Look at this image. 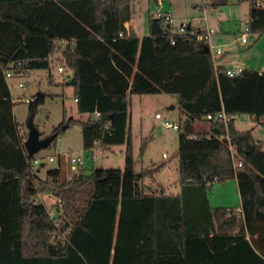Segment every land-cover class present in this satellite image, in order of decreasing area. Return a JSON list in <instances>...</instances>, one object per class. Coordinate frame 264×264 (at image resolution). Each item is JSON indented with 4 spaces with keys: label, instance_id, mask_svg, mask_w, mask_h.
Instances as JSON below:
<instances>
[{
    "label": "trees",
    "instance_id": "1",
    "mask_svg": "<svg viewBox=\"0 0 264 264\" xmlns=\"http://www.w3.org/2000/svg\"><path fill=\"white\" fill-rule=\"evenodd\" d=\"M140 1L0 0V264H264V140L236 127L239 117L264 120V71L230 77L203 51L209 45L197 37L205 31L172 33L156 15L148 35L132 36ZM248 1L256 43L264 36V0ZM56 60L61 85L73 88L88 118L64 121L52 144L63 126L78 123L85 150L125 144L124 169H82L69 178L59 165L45 179L37 175L7 75L46 70L54 84ZM156 94L176 96L186 117L178 194L154 189L135 170L130 99ZM47 97L34 96L29 116ZM221 112L227 122L207 119ZM196 123L208 127L195 132ZM232 179L240 204L212 207L209 192ZM47 191L57 199V218L41 199Z\"/></svg>",
    "mask_w": 264,
    "mask_h": 264
},
{
    "label": "rangeland",
    "instance_id": "2",
    "mask_svg": "<svg viewBox=\"0 0 264 264\" xmlns=\"http://www.w3.org/2000/svg\"><path fill=\"white\" fill-rule=\"evenodd\" d=\"M220 2L221 5L217 9L207 7L210 12L207 21H204L202 9L204 0H161L159 3L157 0H142L135 4L134 21L137 34L138 36L148 35L151 15L172 12L175 24L187 21L203 31L207 27L214 29L212 43L215 49L223 52L217 60L218 66L222 62L236 63L240 58L239 53H246V58L252 57L257 61L255 70L263 72L264 58L261 57H264V41L261 42V40L264 36L255 43L257 36L245 33L249 21V1L220 0ZM244 34H246V43L243 42ZM218 39L223 41L216 42ZM226 43L231 45H225ZM246 60L242 61L249 66ZM58 68L59 61L56 60L51 66L54 84H50L49 71L46 70L30 71L28 75L11 74L8 77L15 104L14 115L22 135L29 134V104L25 102V99L34 98L39 92H44L48 96L34 118L42 138L51 135L64 121L88 118V115L78 112L73 88L61 85L63 72H60ZM20 84L25 85V88H20ZM129 111L136 172L145 173L144 183L158 191L163 188L168 194L180 193L179 135L184 130L186 117L179 107L177 97L169 94L133 95L130 99ZM157 114L161 117L157 118ZM165 121L179 125L180 130L165 128L163 126ZM236 125L238 130H252L258 140H264V123L257 124L249 116H243L237 119ZM207 127L205 123H198L195 132L206 130ZM125 150V144L112 146L110 150H105L98 145L90 151L85 150L81 126L78 123H72L51 147L35 155L34 166L41 179H45L47 172L59 165L69 178L80 174L82 169L86 175H90L94 168L124 169ZM51 157L53 161H50ZM78 157L82 162L72 165L71 159ZM41 199L51 215L57 218L60 213L55 207L57 199L52 192H45L41 195ZM209 200L212 207H237L240 203V195L236 180H229L225 184L216 183L214 190L209 192ZM123 237L127 238L126 233Z\"/></svg>",
    "mask_w": 264,
    "mask_h": 264
},
{
    "label": "built area",
    "instance_id": "3",
    "mask_svg": "<svg viewBox=\"0 0 264 264\" xmlns=\"http://www.w3.org/2000/svg\"><path fill=\"white\" fill-rule=\"evenodd\" d=\"M207 4H209V1L208 0H204V6L202 7L203 8V11H204V16H203V20L207 21V18H208V14L210 12L209 8H207ZM158 18H164L165 21L167 23H169L171 25V32L172 33H176V34H185L189 31H191L192 28H194V26H192L191 23H188L187 21H182L180 22L179 24H175V20L172 18L171 15L167 14V13H158L156 15ZM196 32L193 31L192 34H195ZM215 33L214 29L213 28H210V27H207V29L205 30V32L203 34H200L198 35L197 39L198 40H206L208 45H209V49H210V52L212 54V58H213V61L215 63V66H218L217 64V60L219 58V56H221L223 54V52L220 50V49H215L213 43H212V36L213 34ZM245 33L247 34L248 33V27L247 29L245 30ZM246 34H244L243 36V42H247V39H246ZM62 45H65L67 44V41L64 40L61 42ZM58 70L60 72H63V68L62 67H59ZM244 70V68L240 65H235L234 67H231L227 70V74L230 76V77H234L236 75H239L242 71ZM8 77L11 76V74H8L7 75ZM20 88H25V85L23 84H20L19 85ZM33 101V98H30V99H25V102L26 103H30ZM77 102V100H75ZM99 114H96L95 117H98ZM157 118H160L161 116L159 114L156 115ZM207 119L209 120H212V119H216V120H223L225 122H227L230 117L228 115H226L225 112H221L219 113L218 115L216 116H211L209 115L207 117ZM163 126L165 128H172L174 130H179V125L177 124H173V123H170V122H167L165 121ZM50 161H53V158L51 157L50 158ZM82 162L81 158H73L71 159V164H80ZM242 165V162H238L236 163V166H241Z\"/></svg>",
    "mask_w": 264,
    "mask_h": 264
},
{
    "label": "water",
    "instance_id": "4",
    "mask_svg": "<svg viewBox=\"0 0 264 264\" xmlns=\"http://www.w3.org/2000/svg\"><path fill=\"white\" fill-rule=\"evenodd\" d=\"M132 36H135V32L132 31ZM205 53L210 51L209 46L203 48ZM29 134L24 142L25 149L30 157L35 156L38 152L43 149H47L53 142L55 134H51L48 137L42 138V133L36 127L34 123V118L29 117L28 120ZM67 126H63V130H66Z\"/></svg>",
    "mask_w": 264,
    "mask_h": 264
},
{
    "label": "crops",
    "instance_id": "5",
    "mask_svg": "<svg viewBox=\"0 0 264 264\" xmlns=\"http://www.w3.org/2000/svg\"><path fill=\"white\" fill-rule=\"evenodd\" d=\"M158 1V3L161 1V0H157ZM165 13H167V14H169V15H171L172 16V18L174 19V14L172 13V12H165ZM192 24V23H191ZM192 26H194L193 24H192ZM131 27H132V31H134L135 32V35H137L138 36V34H137V29H136V24H135V21H132V23H131ZM195 27V26H194ZM144 36H146V35H144ZM139 37H143L142 35L140 36L139 35ZM221 41H223V39L222 40H220V39H218V40H216V42H221ZM264 41V38L261 40V42H263ZM260 42V43H261ZM214 45V44H213ZM225 45H231V43H226ZM262 51V50H261ZM263 52V51H262ZM250 54V53H249ZM239 55H240V58L238 59V61L236 62V63H233V62H227V63H221L219 66L220 67H225V68H231V67H234V64L235 65H240V66H242L244 69H247V68H251V69H253L254 67H256V63H257V61L256 60H253V58L252 57H250V58H248V56H247V58H246V53H239ZM243 56H245V57H243ZM261 58H264V57H261ZM247 59V60H246ZM242 60H246V61H248L249 62V66H247L246 64H245V61L243 62ZM260 65V64H259ZM254 70H255V68H254ZM259 72H261V71H259ZM262 123H264V120H262ZM198 125V123H196L195 124V128H196V126ZM236 127H237V125H236ZM238 129V128H237ZM236 183H237V181H236ZM238 186V185H237ZM240 204V203H239ZM124 233H127V238H125V237H123V235H124ZM121 237H122V239H125V240H129L130 239V232L129 231H122L121 232Z\"/></svg>",
    "mask_w": 264,
    "mask_h": 264
}]
</instances>
